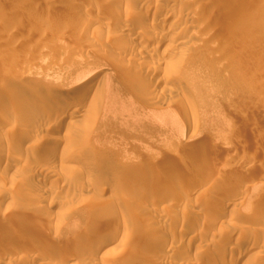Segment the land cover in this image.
Here are the masks:
<instances>
[{
  "label": "rangeland",
  "instance_id": "rangeland-1",
  "mask_svg": "<svg viewBox=\"0 0 264 264\" xmlns=\"http://www.w3.org/2000/svg\"><path fill=\"white\" fill-rule=\"evenodd\" d=\"M123 1L0 0V116L12 121L0 122V264H24L12 254L40 241L49 264L74 253L67 264H233L248 246L259 261L239 264H264V0H159L154 18L133 0L145 30L206 1L193 33L178 35L188 45L168 38L184 58L165 57L166 44L136 61L117 53L141 39L110 35ZM86 87L89 106L70 129L33 130L34 97L75 105ZM19 96L24 108L10 109ZM193 120L203 131L192 138Z\"/></svg>",
  "mask_w": 264,
  "mask_h": 264
},
{
  "label": "bare ground",
  "instance_id": "bare-ground-1",
  "mask_svg": "<svg viewBox=\"0 0 264 264\" xmlns=\"http://www.w3.org/2000/svg\"><path fill=\"white\" fill-rule=\"evenodd\" d=\"M133 0H124L123 2H121V4H122V6H124V8L123 9H120L119 11H118V13H116V16H114V17H112L113 19H112V21H110V22H112V23H110L109 22V26H110V35H112L113 36V38L115 39V40H120L121 42H123V41H126L125 39L126 38H131L130 40H132V39H136V40H139V39H141L140 41V43H137V44H132L131 45V43H128V42H132V41H128L127 43L129 44V46H130V48L125 52V51H121V52H119V53H117V57H122V58H124V59H127V60H130V59H134L135 61L136 60H139L140 58H139V56H141L142 58L143 57H145V56H147V55H152L151 54V52L153 51L154 53L155 52H157V51H159V49H161V46H165L166 44V47L164 48L165 50H164V53H165V57L167 56L166 55V53H168L171 57H182L183 55H182V51L180 52V51H178V49L176 48V50H174V48H172V47H174L171 43H168L169 42V37H171V36H173V37H179L178 35H180L181 36V34L183 33V35L186 33L187 35L190 33V31L193 33V30H192V28H193V26H192V24H191V22H192V20L190 21V19L192 18V19H194V15L196 14V11H197V9L199 10L200 8H204L205 6H206V1H204L203 3L202 2H200L199 4H195V5H193V3L189 6V8H188V6H187V8L186 9H184V7L182 8V9H178V10H180V11H174V9L172 10H167V12L166 13H164V15L159 19V20H157V22L155 21L154 22V19L153 20H150V23L149 24H151V27H150V29L148 30V29H144V25H143V23L144 22H142V20L141 19H138V17L137 16H133L132 14V11L133 10H131L132 8L134 9V4H133V2H132ZM135 1H137V0H135ZM158 1L159 0H140V2H139V5L141 6V8H142V10L144 9V10H146L145 12L146 13H144L145 15L147 14V15H151L153 18L154 17H156V16H158L159 14H160V12H161V10L162 9H160L161 7L157 4L158 3ZM189 1V0H188ZM195 0H193V2H194ZM198 3V2H197ZM197 6L198 5V7H194L193 8V6ZM136 7V6H135ZM176 10V9H175ZM144 14H143V16H144ZM135 15V14H134ZM109 18V17H108ZM139 18H141V17H139ZM110 19V18H109ZM111 20V19H110ZM100 25V24H99ZM190 25L192 26V28L190 27ZM95 26V25H94ZM98 26V25H97ZM198 27V26H197ZM194 29H196V28H194ZM109 34V33H108ZM171 35V36H170ZM187 35H185V36H187ZM187 37H189V36H187ZM186 37V38H187ZM122 38H125V39H122ZM122 39V40H121ZM128 39V40H129ZM109 40V39H108ZM175 40H176V38H175ZM187 40V41H186ZM189 38H187V39H185V37H179V39L177 40V47L179 46V45H186L189 41ZM170 42H172L171 41V38H170ZM173 43V42H172ZM174 44V43H173ZM175 44H176V42H175ZM188 45V44H187ZM180 47V46H179ZM76 49V48H75ZM74 49V50H75ZM163 50V49H162ZM66 51V50H65ZM78 51V50H77ZM73 52V51H72ZM76 52V50L74 51V53ZM163 52V51H162ZM73 53V54H74ZM132 53H136V54H138V57H136V56H134ZM135 54V55H136ZM164 55V54H163ZM182 55V56H181ZM134 56V57H133ZM154 57V56H153ZM162 57H164V56H162ZM183 58H184V56H183ZM134 60H133V62H134ZM138 62V61H137ZM23 69H21V72H28L29 71V69L25 66V67H22ZM148 68V67H147ZM148 69H145V71H147ZM152 70V69H151ZM145 71H142V73H143V75H144V72ZM138 72V71H137ZM141 72V71H140ZM139 72V73H140ZM147 75V74H146ZM91 84V83H90ZM89 85V84H88ZM90 86H92V85H90ZM89 86V87H90ZM95 86V85H94ZM99 86V85H98ZM168 86V85H167ZM166 85H165V89L166 90H168L169 92L171 91V88L170 87H167ZM93 87V86H92ZM87 88V87H86ZM94 88V87H93ZM92 89V88H91ZM99 89V88H98ZM97 89V90H98ZM89 90H90V88H87V89H84L83 91H81V92H79L77 95H75V97L73 98V100H76L75 101V105H72L71 104V102H72V100L70 101L69 99L68 100H65V99H62V97H60V99L59 98H56V97H54L53 95H51V93L50 94H46L45 96H43V95H41V96H37V97H34L33 99H32V101L31 102H34L35 100V102H37V106H36V104L34 105V106H36L35 108L33 107V109H35V110H33V111H31V112H29L28 113V110H27V113L25 114V113H23L22 114V116L25 114V117L26 118H28V119H30V121H31V118L32 119H34V121H33V123H32V125H31V127H33V130L34 129H36V130H38V129H46V130H52V131H60V129H61V126H63L65 123L67 124V126H68V129H70V126L72 127L73 126V121H75L76 119H79V118H81V117H83V115H82V113H83V111H84V108L85 107H87V106H89V104L87 105V101L90 99H88L87 97H88V94H89ZM96 90V95L94 94V92H93V96L92 97H95V96H97V93H98V91ZM90 91H92V90H90ZM101 91H102V88H101ZM91 93V92H90ZM101 92H99V94H100ZM89 97H91L90 95H89ZM64 98V97H63ZM14 99V98H13ZM88 99V100H87ZM25 100H27V99H25ZM24 100V101H25ZM31 100V99H30ZM23 101V100H22ZM24 101H23V103L21 102V100H20V96H19V99L17 98L16 100H14L13 102H12V104L11 105H9V106H11V107H9L10 109H12V110H14V109H17L18 107H19V109H21V107L20 106H22V108H24L23 107V105H24ZM27 102V101H26ZM25 102V103H26ZM30 102V101H29ZM73 103V102H72ZM28 104V103H27ZM34 104V103H33ZM8 105V104H7ZM7 107V106H6ZM30 107H32V105L30 106ZM37 108H40V110L38 109L37 110ZM88 108V107H87ZM18 110V109H17ZM26 110V109H25ZM30 110H31V108H30ZM12 112V111H11ZM13 114V113H12ZM20 114V113H19ZM7 116V115H6ZM17 116H18V114H17ZM21 117V116H20ZM17 118H19V117H17ZM8 119H9V117H8ZM8 119H7V117H5L4 115H1L0 116V122H1V124L2 123H4V124H6L5 126H7V124H10L11 125V122H9L8 121ZM10 120H11V118H10ZM17 120V119H16ZM21 119L19 118L18 119V122L20 121ZM22 120H23V117H22ZM22 120H21V122H22ZM24 120H25V118H24ZM23 120V121H24ZM27 122H29L28 120H26ZM16 122V121H15ZM199 123L200 122H198V120H193V122H191L189 125H190V131H191V135H193L192 136V138L195 136V132H197V131H201V129H202V127L203 126H201V124L199 125ZM15 124V123H14ZM17 124V123H16ZM15 124V125H16ZM13 125V124H12ZM19 126V125H18ZM186 126H188V124L186 125ZM201 126V127H200ZM12 127V126H11ZM10 127V128H11ZM13 127H14V125H13ZM16 127H17V125H16ZM188 128V127H187ZM12 129H14V128H12ZM186 128H184V130H185ZM204 129V128H203ZM32 130V131H33ZM183 130V131H184ZM188 130H189V128H188ZM12 131V130H11ZM186 131V130H185ZM184 131V132H185ZM203 131V130H202ZM201 131V132H202ZM27 133H29V132H27ZM26 132H25V134L21 137V139H19V140H22V142H25V141H27L31 136L29 135V134H27ZM35 133V132H34ZM31 134V133H30ZM33 134V133H32ZM31 134V135H32ZM198 134V133H197ZM10 135H11V133H10ZM34 135V134H33ZM182 135H186V134H184L183 132H182ZM190 135V136H191ZM13 137V136H12ZM65 141H66V139H65ZM64 142V139H63V137L61 136L60 138H55V139H53V145H56V146H60L62 143ZM66 143V142H65ZM55 146V147H56ZM106 152V151H105ZM96 154H98V155H100V156H102L103 154H104V152L100 149V150H98L97 151V153ZM103 157V156H102ZM138 164V163H137ZM181 164V163H180ZM177 165H179L178 163H177ZM136 166V165H135ZM138 167V166H137ZM145 167V166H144ZM147 167V166H146ZM145 167V168H146ZM133 168V167H132ZM132 168H130V169H132ZM142 168V167H141ZM141 170H143V169H141ZM145 170V169H144ZM157 179V178H156ZM90 181L92 180V179H89ZM158 182V181H157ZM160 185H162V184H160ZM171 186V185H170ZM169 186H165V185H163V190L164 189H167ZM170 188V187H169ZM174 188V187H173ZM172 189V188H171ZM140 189H138L135 193H137L138 191H139ZM174 190V189H173ZM135 191V190H134ZM172 192V191H171ZM192 193V192H191ZM191 193H189L190 195H191ZM138 194H139V192H138ZM182 195H184V194H182ZM190 195H189V197H190ZM187 196H188V194H187ZM184 197V196H183ZM182 197V198H183ZM134 198V197H133ZM132 198V199H133ZM137 198V197H136ZM138 199V198H137ZM137 199H136V201H137ZM186 199H188L187 197H185V200ZM134 200H135V198H134ZM144 200V199H143ZM170 200V199H169ZM138 201H139V199H138ZM145 201V200H144ZM223 201V200H222ZM187 202H189V201H187ZM224 203V202H223ZM226 203V202H225ZM184 205H186L185 203H184ZM213 208H221V210L223 211H226L227 209H229L230 208V206H229V204H222V202H219V201H214V202H212V205H211ZM185 207V206H184ZM187 207V206H186ZM186 207H185V209H186ZM211 209V210H213V211H215V209ZM216 209V210H217ZM219 211V210H218ZM223 211V212H224ZM218 214V213H217ZM216 214V215H217ZM219 214H222V212L221 213H219ZM224 214H225V212H224ZM215 217V216H214ZM168 218V217H167ZM166 217L165 218H163V219H160V222L162 223V225H160L161 227H165V224L167 223V219ZM223 218V217H222ZM215 220V221H214ZM220 220H221V215H218L217 217H216V219H213V222L215 223V222H220ZM217 223H215V224H217ZM94 224H95V221H91V223L89 224V226H90V228L92 227V226H94ZM103 224V223H102ZM103 226H104V224H103ZM106 226V225H105ZM100 227H102V226H100ZM125 227H126V230H128L130 227L127 225V224H125ZM144 227H145V230H147V231H149L150 233H152V234H155V233H158V232H162V233H164V231L162 230V228H160V227H157L156 225H154L153 227H152V225L151 226H145L144 225ZM144 227H143V229H144ZM163 227V228H164ZM165 229V228H164ZM212 229V228H211ZM100 230V229H99ZM104 231V230H103ZM106 231V230H105ZM210 231V230H209ZM160 232V233H161ZM106 233V232H105ZM149 233V234H150ZM191 233H194L193 231L191 232ZM209 234V233H208ZM117 235H119V231H117ZM194 235V234H193ZM206 235V234H205ZM187 236H188V233H187ZM195 236V235H194ZM193 236V237H194ZM206 236H208V235H206ZM92 236H90V238H91ZM192 237V238H193ZM196 237V236H195ZM200 238H202V237H200ZM204 238V237H203ZM240 238V237H239ZM171 239V238H170ZM90 240V239H89ZM203 240V239H202ZM37 241V240H36ZM92 241L94 242V240L92 239ZM172 241L173 240H170V242L168 243V246H167V248L169 247V246H171L172 245ZM231 241H236V242H238V236H236V235H233L232 237H231ZM90 242V241H89ZM84 244H86L85 242H84ZM101 245H103L102 243H100L99 241H97L96 243H95V245H93L94 246V248H93V250H94V253L93 254H99L100 252H101V250H102V246ZM81 246V245H80ZM82 247H83V245H82ZM15 251V250H14ZM50 251V249L48 248V244L47 243H42V241H40V243L39 242H36V244H34L32 247H31V249H29V248H24V247H21L20 249H19V251H16V252H12L13 254H12V257L13 258H15V259H18L21 263H22V260H23V263L24 264H34V262H36V260H38L39 261V264H49V260H53L54 259V257H53V259H51V257H52V255H50V253L51 252H49ZM251 252H254V247L253 246H248L247 248H246V250L244 251V253L242 252V254H240L239 256H238V258L237 259H235V262H233V264H239L240 262H242V260H243V258H245V259H247V261L248 260H251V259H258L260 256H259V253H251ZM1 254V253H0ZM96 254H95V256H96ZM245 254V255H244ZM250 254V255H249ZM9 255H11V254H9ZM80 255V254H79ZM79 255L76 253H74V254H71L69 257H68V259L66 260V261H68V262H71L73 259H77L78 257H79ZM7 256V255H6ZM6 258V257H5ZM18 261V262H19ZM246 261V262H247ZM258 261H259V259H258ZM261 261V260H260ZM16 262V261H15ZM19 262V263H20ZM68 262H66V264L68 263ZM156 263L155 264H171V262L170 261H161V262H158V260H156L155 261ZM51 263V262H50ZM64 263V262H63ZM16 264H18V263H16ZM70 264V263H69ZM173 264H174V262H173ZM193 264V263H192ZM220 264V263H219ZM262 264V263H261Z\"/></svg>",
  "mask_w": 264,
  "mask_h": 264
}]
</instances>
